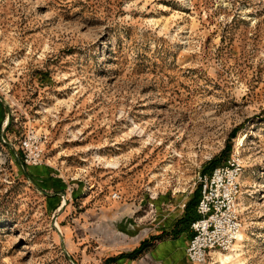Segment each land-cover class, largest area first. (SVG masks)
<instances>
[{
    "label": "rangeland",
    "instance_id": "obj_1",
    "mask_svg": "<svg viewBox=\"0 0 264 264\" xmlns=\"http://www.w3.org/2000/svg\"><path fill=\"white\" fill-rule=\"evenodd\" d=\"M233 158L264 264V0H0V264H192L155 238Z\"/></svg>",
    "mask_w": 264,
    "mask_h": 264
},
{
    "label": "built area",
    "instance_id": "obj_2",
    "mask_svg": "<svg viewBox=\"0 0 264 264\" xmlns=\"http://www.w3.org/2000/svg\"><path fill=\"white\" fill-rule=\"evenodd\" d=\"M20 150L23 166H38L44 161V149L35 134L20 141ZM241 168L240 160L233 158L209 173L198 174V219L191 223L194 235L186 250L191 263L206 264L212 252H228L238 242L243 231L239 203ZM114 198L119 199V195L115 194ZM185 208L186 203L182 205Z\"/></svg>",
    "mask_w": 264,
    "mask_h": 264
},
{
    "label": "crops",
    "instance_id": "obj_3",
    "mask_svg": "<svg viewBox=\"0 0 264 264\" xmlns=\"http://www.w3.org/2000/svg\"><path fill=\"white\" fill-rule=\"evenodd\" d=\"M190 201H191V199L189 200V202ZM188 215H193V216L197 217L195 220L198 219V214L196 212V208L191 207V206L189 207V209L178 211L177 214H175V215L169 214V218L167 216V218L165 220L166 225L164 226V228H165L164 230H165V232H169L170 234L166 233L165 238H164V236H158L157 238H155L154 243L160 244V242L161 243L167 242V243H170L172 245L176 244V246H179V248L184 251V256H185L186 260L188 262H190L188 257H187V254H186V250H187L189 243H190V241L194 235L190 226H191V223L195 220L188 222L187 221ZM159 240H161V241H159ZM152 247H154L153 250L156 248V246H152ZM136 249H138V248H136ZM153 250H150L148 252L145 250L144 253L140 257H138L137 259H130L129 256L134 251V250H131L130 252L124 253V255L122 254L121 255L122 258L120 260H117L115 262V264H119L121 262H125V263L130 264V263H134L136 261H140L142 258H144V256H146L148 253H151Z\"/></svg>",
    "mask_w": 264,
    "mask_h": 264
},
{
    "label": "bare ground",
    "instance_id": "obj_4",
    "mask_svg": "<svg viewBox=\"0 0 264 264\" xmlns=\"http://www.w3.org/2000/svg\"><path fill=\"white\" fill-rule=\"evenodd\" d=\"M244 241V234H241L239 235V239H238V242L233 246V248L236 246V248L234 250H230L228 251L227 253L225 252H221V251H215L213 252V254H215L217 256V263L219 264H230L232 262H234V264H241L240 261H235L239 258H241V250L239 247L240 244Z\"/></svg>",
    "mask_w": 264,
    "mask_h": 264
},
{
    "label": "trees",
    "instance_id": "obj_5",
    "mask_svg": "<svg viewBox=\"0 0 264 264\" xmlns=\"http://www.w3.org/2000/svg\"><path fill=\"white\" fill-rule=\"evenodd\" d=\"M228 151L229 150H227V152L226 153H228ZM212 164H214V162L212 163ZM211 164V165H212ZM216 165V164H215ZM217 166H213L212 167V169L210 170V171H206L205 173H209V172H211L214 168H216ZM198 193H199V197H200V192H199V190H198ZM199 197H198V200H199ZM198 200H196V198H194V199H192L189 203H188V205H187V209H189V207L191 206V207H194V208H196V206H197V204H198ZM197 217H195V216H193V215H188V218H187V221L188 222H191L192 220H195ZM144 243H146V241H144ZM141 244V246L138 248V249H136V250H134L131 254H130V256H129V258L130 259H137L138 257H140L143 253H144V251H145V244ZM122 258V256H120L119 257V259H121ZM113 261L115 260V259H112ZM110 262V261H109Z\"/></svg>",
    "mask_w": 264,
    "mask_h": 264
}]
</instances>
